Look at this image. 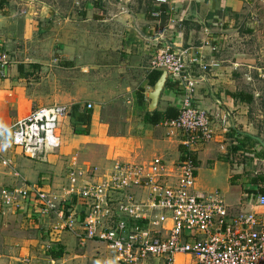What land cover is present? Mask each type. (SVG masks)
<instances>
[{
	"label": "crops",
	"instance_id": "1",
	"mask_svg": "<svg viewBox=\"0 0 264 264\" xmlns=\"http://www.w3.org/2000/svg\"><path fill=\"white\" fill-rule=\"evenodd\" d=\"M66 2H73L72 40V32L58 25L66 12L59 4ZM248 3L0 0V52L11 60L6 76H0V129L36 108L63 105L71 111L57 130L60 148L55 153L32 160L8 146L0 148V200L5 190L41 188L85 214L83 202L67 195L71 162L80 170L106 171L115 161L148 163L161 157L169 165L176 163L184 153V138L169 134L164 123L172 119L153 125L144 118L169 108L178 116L183 91L167 76L151 112L149 94L162 74L151 85L158 71L150 63L161 50L192 49L210 66L206 72L194 71L195 99L213 116L215 131V138L196 150L195 189L220 194L234 214L255 213L264 221V206L258 204L264 196V114L258 121L257 95L241 90L231 59L222 53L232 45L237 20L247 17ZM59 65L73 67V85L55 96ZM240 94L252 101L242 102ZM90 104L93 110L87 109ZM118 107L127 117L114 130L103 114ZM88 112L91 121L86 125L76 116ZM61 226L54 215L41 217L25 201L20 209L4 208L0 201V264H114L116 254L108 245L88 241L81 247Z\"/></svg>",
	"mask_w": 264,
	"mask_h": 264
},
{
	"label": "built area",
	"instance_id": "2",
	"mask_svg": "<svg viewBox=\"0 0 264 264\" xmlns=\"http://www.w3.org/2000/svg\"><path fill=\"white\" fill-rule=\"evenodd\" d=\"M10 63L0 52L1 77ZM209 67L192 49L161 50L151 60V70L166 72L183 91L178 116L164 123L169 134L184 138L176 163L161 157L148 163L115 161L106 171L80 170L71 162L67 195L83 202L85 214L41 188L5 190L2 206L20 209L25 201L41 217L54 215L61 231L73 233L81 247L88 241L108 245L116 254L114 264H264V221L255 213L234 214L220 194L195 189L196 150L212 141L215 131L213 116L196 102L194 71ZM68 114L63 105L36 108L0 129V148L8 146L32 160L55 153L57 130ZM258 204L264 206V196Z\"/></svg>",
	"mask_w": 264,
	"mask_h": 264
},
{
	"label": "rangeland",
	"instance_id": "3",
	"mask_svg": "<svg viewBox=\"0 0 264 264\" xmlns=\"http://www.w3.org/2000/svg\"><path fill=\"white\" fill-rule=\"evenodd\" d=\"M246 11L247 17L237 20V25L233 28L236 30L231 33L232 45H228L229 49L222 51L224 57L231 59V66L236 79H240V88L243 92L257 95V107L260 114L257 120H261L264 114V0H248ZM55 5H58L55 3ZM66 11L61 13L58 20L60 28L70 31L68 36L73 39V2L59 4ZM70 6V8H67ZM72 13H68L69 11ZM79 19V18H75ZM230 32V31H229ZM233 64H236L235 66ZM60 74L56 75V83L58 88L55 96H62L65 89L68 91L69 86L73 85V67L59 65ZM239 81V80H238ZM52 99H47L49 101ZM44 105L40 103L39 105ZM110 111V110H109ZM107 110V112L109 113ZM71 112V111H70ZM69 112V114H70ZM105 112L103 117L105 120L113 124V129L123 126L126 122V115L121 113L118 107L111 111L110 115ZM68 114V116H69ZM67 116V117H68ZM67 119V118H66ZM65 119V120H66Z\"/></svg>",
	"mask_w": 264,
	"mask_h": 264
},
{
	"label": "trees",
	"instance_id": "4",
	"mask_svg": "<svg viewBox=\"0 0 264 264\" xmlns=\"http://www.w3.org/2000/svg\"><path fill=\"white\" fill-rule=\"evenodd\" d=\"M161 74H162V72H153V76L150 80L151 85L155 84V82L159 79ZM234 96L236 97L237 95H234ZM239 96L241 97L240 100L242 102H251L252 101L251 97L245 98L246 96H244L242 94H240ZM242 96H243V98H242ZM76 117L79 121H82L84 124H86V125L90 124V121H91V113L90 112L82 114L81 116H76ZM176 117H177V111L173 108H169L165 113H161V112H157V111H155L152 114L146 113L144 119H145V122H147L149 124L158 125L159 123H161L162 121H164L166 119H174ZM51 254H53V257H60L61 256L60 252H58L57 254L52 252Z\"/></svg>",
	"mask_w": 264,
	"mask_h": 264
},
{
	"label": "water",
	"instance_id": "5",
	"mask_svg": "<svg viewBox=\"0 0 264 264\" xmlns=\"http://www.w3.org/2000/svg\"><path fill=\"white\" fill-rule=\"evenodd\" d=\"M166 78H167V73L166 72H163L162 73V76L160 77V79L156 83L153 92H151L149 94V99L151 100V104H150L149 110L151 112H154L155 109L157 108L158 99H159V96L161 94V91H162V89L164 87Z\"/></svg>",
	"mask_w": 264,
	"mask_h": 264
}]
</instances>
